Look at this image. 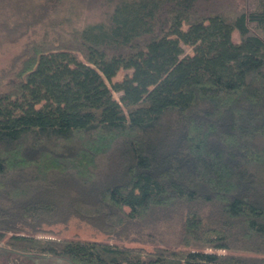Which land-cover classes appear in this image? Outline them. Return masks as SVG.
<instances>
[{
	"label": "trees",
	"instance_id": "16d2710c",
	"mask_svg": "<svg viewBox=\"0 0 264 264\" xmlns=\"http://www.w3.org/2000/svg\"><path fill=\"white\" fill-rule=\"evenodd\" d=\"M246 2L0 0L11 42L45 29L0 88L5 264H264V0ZM72 218L140 245L43 234Z\"/></svg>",
	"mask_w": 264,
	"mask_h": 264
},
{
	"label": "rangeland",
	"instance_id": "374dc122",
	"mask_svg": "<svg viewBox=\"0 0 264 264\" xmlns=\"http://www.w3.org/2000/svg\"><path fill=\"white\" fill-rule=\"evenodd\" d=\"M247 0H212L210 4L212 7H216L220 9L226 14H231L232 11L237 9L244 8ZM1 10V9H0ZM15 11H18L15 9ZM10 9H4L0 11V21L6 19L8 22L12 20L19 19L22 15L13 14L16 13ZM97 11H88V13H83L77 16H73L74 24H80L83 22L85 17L93 18L94 14ZM20 16V17H19ZM88 18V19H89ZM45 32V29L41 25H36L33 30H29L28 33L22 38L17 39L16 41L11 42L9 37H6L4 32L0 29V88L4 85V83L8 80L12 71L15 69L14 63L18 62V58L21 56L23 52V48L25 47L26 42L34 39H40ZM51 33H48L50 36ZM232 38L234 41L239 40L238 32L236 30L232 33ZM185 53L192 54L195 51V48L192 46L183 45ZM131 72L130 69H119L116 75L112 78L113 82H121L122 77L125 74H129ZM110 84V83H108ZM113 96L121 101L122 100V92L121 90H114ZM46 231L43 233L46 236H55V237H66V238H78V239H86V240H97V241H108V242H118L123 243L128 246L140 245L135 242H122L117 240L116 237L108 235L104 232L99 231L95 227L89 225L85 222V220L72 218L67 222H58L52 224L45 228ZM146 249H150V246H146ZM10 252L6 247L0 243V264H5L7 257L6 255ZM16 254V253H15ZM10 258L7 261L9 264H73L68 259L64 257H52V256H42V255H21L17 254V259L14 260V255L10 254Z\"/></svg>",
	"mask_w": 264,
	"mask_h": 264
}]
</instances>
